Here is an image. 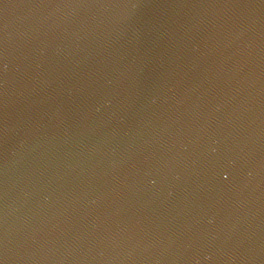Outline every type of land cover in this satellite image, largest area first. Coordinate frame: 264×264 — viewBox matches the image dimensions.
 Here are the masks:
<instances>
[{
    "label": "water",
    "instance_id": "obj_1",
    "mask_svg": "<svg viewBox=\"0 0 264 264\" xmlns=\"http://www.w3.org/2000/svg\"><path fill=\"white\" fill-rule=\"evenodd\" d=\"M0 264H264V0H0Z\"/></svg>",
    "mask_w": 264,
    "mask_h": 264
}]
</instances>
